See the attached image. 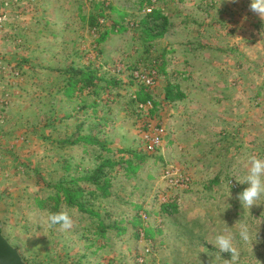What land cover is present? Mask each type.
Returning a JSON list of instances; mask_svg holds the SVG:
<instances>
[{
	"label": "rangeland",
	"instance_id": "obj_1",
	"mask_svg": "<svg viewBox=\"0 0 264 264\" xmlns=\"http://www.w3.org/2000/svg\"><path fill=\"white\" fill-rule=\"evenodd\" d=\"M91 1L22 0L10 14L24 19L35 10L46 14L56 4L59 10L49 22L38 15L34 29L29 23L6 29L14 54L23 49L21 60L33 61L22 63L23 69L16 59L0 55V93L6 102L0 104V228L5 237L27 264H229L207 241L221 229L236 233L233 223L241 217L258 234L253 247L236 238L237 264H264V205L250 209L255 217L242 212L236 195L245 186L230 178L246 171L247 155L264 156V148L254 144L264 139V124L237 135L234 117L190 116L188 104L165 99L170 85H177L183 97L190 90V52L183 60L178 56L189 47V0H150L141 9L138 0H93L102 2L101 12L97 4L93 8L95 26L89 22ZM154 7L168 16L171 27L163 37L147 40L140 19ZM181 16H186L185 29L178 26ZM211 38L221 43L220 37ZM76 46L83 48L76 59L95 75L97 93L88 86L78 91L77 83L71 99L56 101L45 93V79L51 78L46 59L51 51ZM151 75L153 83L146 84L143 78ZM227 75L235 78V70ZM231 87L246 101L254 91L252 83ZM244 106L252 108V102ZM61 114L70 116L63 121ZM76 133L79 142L73 143ZM106 159L113 165L105 167L111 178L102 192L88 178ZM129 160L139 163L135 169H128ZM228 180L236 185L230 206ZM58 181L84 189L82 195L95 190L82 198L91 212L64 201L56 210L38 208L35 198L54 193ZM65 207L73 215L71 231L43 225L44 213Z\"/></svg>",
	"mask_w": 264,
	"mask_h": 264
},
{
	"label": "crops",
	"instance_id": "obj_2",
	"mask_svg": "<svg viewBox=\"0 0 264 264\" xmlns=\"http://www.w3.org/2000/svg\"><path fill=\"white\" fill-rule=\"evenodd\" d=\"M57 3L60 5V2ZM90 3L92 4V11L88 15L95 18L93 8L99 2H93L92 0ZM249 4L250 0H189L188 26L186 28L189 34V47H185V51L183 50L178 55H181L183 60L186 52H190L188 70L190 90L182 99H178L180 105L188 104L190 116L193 113L196 115L202 113L205 117L212 116L220 119V121H223V118L234 117L236 121L231 124L236 127L234 131L237 135L241 130L244 132L247 126L250 128L248 131L254 133L256 132V126L260 123L261 125L264 124V89L261 88V86H264V19L252 12ZM57 5L56 9L55 6L49 7L46 14L40 12L41 16L38 14V10L30 13L24 19L21 16L16 19V15H13L7 25L16 27V23H18L24 28L29 23L31 28L34 29L36 22L39 20L38 15L40 20L42 17L46 18V22L54 19L52 15L54 10H58ZM63 5L62 3L60 7H63ZM178 13L181 15V10ZM183 19H186V16L179 18L178 26L185 29L186 24ZM216 30H219L220 33L215 32ZM6 33L8 32L5 30L0 35V55L7 60H10V58L16 59V67L26 69L27 67L23 66L22 63L31 65L33 60H29V58L21 60L18 54H23V49L16 51L15 55V48L6 38ZM212 36L213 38L220 37L221 43L217 40L213 42ZM230 39H232L231 42ZM215 42L217 43L215 44ZM82 52L83 48L78 46L75 49L63 47L53 53L51 51V55L46 59L47 62L44 66L51 75L50 79H45L44 87L47 96L62 102L71 99V97H68L69 82L70 79H73L69 75V70L84 68L76 59L79 55H82ZM36 66L37 64L33 62L32 68ZM230 70H235V78L228 77L227 74ZM183 71L185 72V70ZM209 71L213 76L210 79L208 78ZM204 76L206 77L204 78ZM26 83L31 85L33 80H26ZM245 83H252L254 86V91L251 97L247 98V101L242 94L235 96L232 92L233 87H231L235 84L245 85ZM76 94H78V91L75 92ZM250 101L252 102V108L245 107V103L248 104ZM14 102L16 103L15 96L12 98L10 105L13 106ZM69 116V114L65 116L61 114L60 118L64 121ZM72 117H75L78 122L80 121L78 114ZM61 130L64 131L61 140L67 143L66 131ZM76 136V142H79L78 133H76ZM254 142V144L259 145L257 147L264 148L263 138H256ZM1 233L5 237L2 230ZM8 242L10 243L9 240Z\"/></svg>",
	"mask_w": 264,
	"mask_h": 264
},
{
	"label": "clouds",
	"instance_id": "obj_3",
	"mask_svg": "<svg viewBox=\"0 0 264 264\" xmlns=\"http://www.w3.org/2000/svg\"><path fill=\"white\" fill-rule=\"evenodd\" d=\"M249 7L252 12L264 19V0H250ZM243 164L246 171L238 176L232 174L230 178L234 179L239 185L245 186L237 193L236 199L239 201L243 210L242 212L246 210L251 216L255 217L252 215L250 209L253 206L264 205V156L247 155ZM228 184L230 187L226 196V202L232 195L230 191L232 187L230 180H228ZM227 204L229 205L228 202ZM227 208L229 207H225L223 212ZM41 222L46 228L50 230H59L62 233H67L74 227L73 215L66 207L59 211H47L41 216ZM225 224L228 225L226 222ZM233 224L236 225V233L221 229L217 231L213 240L207 241L213 248L217 249V254L221 259L228 261L229 264H237L238 262L239 253L234 244L236 238L238 237L239 240L243 241L246 245H251V247H253V244L257 242L258 234V230L253 232L250 224L241 219V217ZM221 253H228L230 259L223 258Z\"/></svg>",
	"mask_w": 264,
	"mask_h": 264
},
{
	"label": "trees",
	"instance_id": "obj_4",
	"mask_svg": "<svg viewBox=\"0 0 264 264\" xmlns=\"http://www.w3.org/2000/svg\"><path fill=\"white\" fill-rule=\"evenodd\" d=\"M150 0H138V8L141 9L144 3H149ZM102 2H99L96 6L99 11H102ZM111 7L112 2L108 3ZM89 22L91 25L95 26L97 21L95 18H89ZM140 27L142 28L141 33H144V38L147 40L156 39L163 37L170 29L171 22L166 14L162 12V10L158 7H154L151 9L149 13H145L142 18L140 19ZM107 32V31H106ZM69 71H73L77 74L75 77L72 76L73 80L70 79L69 82V94L68 97L72 98L74 94V89L77 88L76 84H79L78 91L84 89V87H92L91 93H97V83L93 82L95 79V75H93L90 71H84L83 69L73 70L70 69ZM109 82H105L104 85L100 87H105ZM171 86V87H170ZM167 87L165 92V99L168 101H175L181 99L183 94L177 89V85H170ZM176 88V91H174ZM77 95V94H76ZM148 97V96H147ZM77 140L71 141L75 143ZM129 164L128 169H135L134 166L139 163H134L135 165H131L133 162L131 160L127 161ZM111 160H104L100 165H98L93 171L92 174L89 176L88 180L95 186V188L101 189L102 192H107V187L109 185V180L111 176L109 175V171L105 170V167H112ZM85 178V177H84ZM55 191L52 194H48L43 197H36L35 202L38 208L40 209H49V210H56L60 204V202L64 201L66 205L76 206L77 208L83 210V212L89 213L91 209L86 208L87 202L83 201L82 198H85L86 195L91 196L94 194L95 190H90L86 192L84 189L68 187L61 181H58L54 185ZM109 193V192H108ZM81 195V196H80ZM139 221V220H138ZM2 229L0 228V231Z\"/></svg>",
	"mask_w": 264,
	"mask_h": 264
},
{
	"label": "built area",
	"instance_id": "obj_5",
	"mask_svg": "<svg viewBox=\"0 0 264 264\" xmlns=\"http://www.w3.org/2000/svg\"><path fill=\"white\" fill-rule=\"evenodd\" d=\"M22 3V0H0V35L3 34L6 30L7 24L11 18L10 14L13 11H17V9L20 8ZM144 81L146 84H152L153 83V76H145ZM1 93H0V104L2 103H6L3 102L4 99L1 97ZM4 105V104H3ZM2 105V106H3ZM4 123V113L0 112V127L1 124ZM158 138H156L155 140H153L154 144H157ZM150 148L152 147V145L149 146ZM1 157V155H0ZM232 183V187H236V185Z\"/></svg>",
	"mask_w": 264,
	"mask_h": 264
},
{
	"label": "water",
	"instance_id": "obj_6",
	"mask_svg": "<svg viewBox=\"0 0 264 264\" xmlns=\"http://www.w3.org/2000/svg\"><path fill=\"white\" fill-rule=\"evenodd\" d=\"M0 264H27L18 248L8 242L0 231Z\"/></svg>",
	"mask_w": 264,
	"mask_h": 264
}]
</instances>
